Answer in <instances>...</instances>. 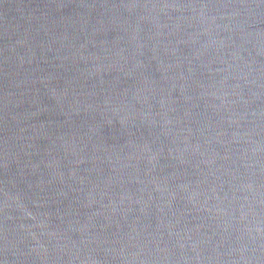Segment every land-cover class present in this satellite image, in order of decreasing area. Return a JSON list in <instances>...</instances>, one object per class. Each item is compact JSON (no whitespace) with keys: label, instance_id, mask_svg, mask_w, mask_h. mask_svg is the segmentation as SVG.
I'll return each mask as SVG.
<instances>
[{"label":"water","instance_id":"water-1","mask_svg":"<svg viewBox=\"0 0 264 264\" xmlns=\"http://www.w3.org/2000/svg\"><path fill=\"white\" fill-rule=\"evenodd\" d=\"M0 264H264V0H0Z\"/></svg>","mask_w":264,"mask_h":264}]
</instances>
